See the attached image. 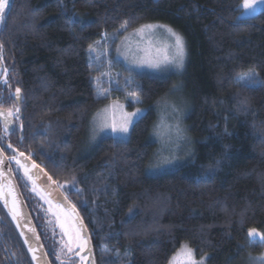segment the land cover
Instances as JSON below:
<instances>
[{"label": "trees", "instance_id": "trees-1", "mask_svg": "<svg viewBox=\"0 0 264 264\" xmlns=\"http://www.w3.org/2000/svg\"><path fill=\"white\" fill-rule=\"evenodd\" d=\"M243 2L12 0L0 24V108L19 112L12 129L0 119V144L11 157L16 150L30 155L65 185L89 229L96 264H169L184 243L209 255L208 264H238L260 250L249 244L248 230H264V7L244 17ZM146 22L169 24L187 42L186 123L196 144L192 160L158 174L147 171L155 103L173 75L133 71L115 58L127 83L112 97L133 90L148 110L126 142L107 136L83 150L92 114L111 98L98 95L89 46L101 38L114 46ZM248 71L259 86L236 83ZM16 175L52 263L66 264L48 205ZM73 176L82 191L69 190ZM0 229L4 242L19 244L24 264H33L1 203Z\"/></svg>", "mask_w": 264, "mask_h": 264}, {"label": "rangeland", "instance_id": "rangeland-1", "mask_svg": "<svg viewBox=\"0 0 264 264\" xmlns=\"http://www.w3.org/2000/svg\"><path fill=\"white\" fill-rule=\"evenodd\" d=\"M248 3L253 5L252 8L246 9L244 5ZM264 7V0H244L243 2V14L245 12H249L251 16L257 13ZM246 17V16H244ZM145 24H154V25H165L170 27L175 32L180 34L183 38L184 36L172 27L169 24L163 22H146ZM140 25V26H141ZM140 26L126 32L121 36L119 41L113 46L111 40L106 38H101L96 40L93 43L94 50L89 52V61L95 62L99 66V73L95 76L96 88L97 92L101 93V96H111V98L99 106L90 118L88 132L83 141V150L85 152L91 150L95 145L104 137L112 136L111 130L108 129L104 133L99 134L95 139H93V126L94 123H98L103 119L107 118L108 122L111 123L113 119L117 123L120 122L121 119V110L119 108L114 109L112 107L113 103L116 102L120 105H123L124 112H133L137 108L145 109L146 112L148 110L147 106L142 104V100L140 99V103H136L133 98L128 96V93L134 92L133 90H127L124 97L114 98L112 97L118 88H123L125 86L126 81L123 82L118 77L119 71L114 67L115 58L121 60L127 67H129L133 71L139 72H148L157 75H173L174 82L170 88V90L162 96L156 103L155 109L157 112V119L153 125L151 131V139L156 143V147L154 153L149 161L148 167L150 164H155L158 160L157 153L161 149H163V155H174L176 157L177 163L172 166L164 169H160L155 172H151V174H158L161 172H165L171 169L176 168L194 158L195 155V139L191 136L188 126L186 123L187 114L191 108V98L190 93L185 85V69L188 57V47L187 42L185 41L186 48V56L184 60L183 68L177 69L174 66H161V68H152L147 64H139L138 61L144 59H160L162 58L163 53L157 52L156 49H163L165 44H171L173 42L172 38L167 34V32L162 28H156L152 30H145V35L141 37V35L136 34V29L140 28ZM149 32L151 37V42H149ZM99 42V43H97ZM119 49V54L117 52ZM106 91V95L103 94ZM117 97V96H116ZM175 106L176 111H173L172 106ZM145 112V113H146ZM164 117L167 123L175 124L179 123L180 127L184 129L183 139L176 141L173 138V142L170 144H162L158 137L154 136L153 133L156 130V125L160 123L161 117ZM133 126L130 128L129 138L131 135ZM128 138V139H129ZM127 139V140H128ZM36 195H38L41 200L48 205V215L50 219L54 222L56 226H58L61 235L63 236L64 244L69 242V234L73 236V240L71 241V247L73 248L72 252H69L66 247L63 248L61 244H58V251H65L67 255H74L79 250H82L78 247V243L84 242L83 238L80 235V241L75 239V232L78 230L69 216V214L59 205L52 203L43 194L38 191H35ZM46 225L49 229H51V225L47 222ZM63 225V227H62ZM53 228V227H52ZM259 233H264V230H257ZM257 242L254 245L260 247L259 251H249L246 255L238 261V264H254L253 257H258L264 255V243L259 241V237L256 238ZM190 248L193 250L195 259L200 261L203 259V264H208L209 255L198 256L196 251L189 246L188 243H184L181 248L173 255L176 257L177 264H185V259L183 254L181 253V249L184 247ZM85 247V243H84ZM83 247V249H84ZM63 252L61 253V255ZM172 257V258H173Z\"/></svg>", "mask_w": 264, "mask_h": 264}, {"label": "snow or ice", "instance_id": "snow-or-ice-1", "mask_svg": "<svg viewBox=\"0 0 264 264\" xmlns=\"http://www.w3.org/2000/svg\"><path fill=\"white\" fill-rule=\"evenodd\" d=\"M12 0H0V24H3L6 15H7V9L10 8ZM246 9H250L253 7V5L246 3L244 5ZM244 16L250 15L249 12H245L243 14ZM240 18H238L239 20ZM74 18L69 21V23H73ZM127 22H125V25H122V28L126 26ZM156 28H162L164 29L167 34L172 38L173 42L171 44H165L163 49L157 48L156 51L162 52V58L160 59H144L138 61L139 64H147L149 67L152 68H161V66H174L177 69L183 68L184 65V60L186 56V48H185V41L184 38L175 32L173 29L170 27H167L165 25H154V24H145L141 25L140 28L136 29V34L141 35L143 37L145 35V30H152ZM149 42H151V37H150V32H149ZM99 43V42H97ZM0 48H2V45H0ZM94 50V46L90 45L89 46V52L91 53ZM117 52L119 54V49H117ZM6 80V76H5ZM127 83V81H126ZM236 83L238 85H242L245 87H251V86H259L261 82L257 79V74L255 71H248L246 73H243L239 75L236 78ZM21 90L19 88L16 89V95H20ZM101 93H98V95ZM106 95L105 93H103ZM128 96L133 98L136 103H140L139 99V93L138 92H130L128 93ZM112 107L114 109L119 108L121 110V119L120 122L117 123L115 119L112 120L111 123L108 122L107 118L103 119L102 121L98 123H94L93 126V139H95L99 134L104 133L106 130L110 129L111 133L113 134V139L116 140L117 142H126L127 139L129 138V133H130V128L131 126L134 125L135 122H137L139 119L143 118L145 115L146 110L137 108L133 112H124L123 111V105H120L116 102L113 103ZM173 111H176L175 106H172ZM19 112V108H16L15 110L13 109H8L7 112H0V116H11L14 115L15 113ZM183 133L184 129H182L179 125V123L175 124H169L166 122L164 117H161V121L159 124L156 125V130L153 133L154 136L158 137L159 140L161 141L162 144H170L173 142V138H175L176 141L183 139ZM23 156V153L20 154ZM157 156L159 157L158 160L156 161L155 164H150L147 171L149 173L158 171L160 169L168 168L172 166L173 164L177 163L176 157L174 155H168L165 156L163 155V149L158 151ZM12 159H15L13 157ZM16 164L20 165L21 167L24 168L25 174L28 175L29 169L27 165H21L20 160L16 159ZM33 168L37 167L35 164L32 165ZM29 179H31V176H29ZM49 179H51L49 177ZM75 181L76 177H72V181L68 184L69 190L73 191H82L79 189L75 188ZM60 188H64V184L58 185ZM35 191V188L33 189ZM64 199L66 200L67 197L65 196ZM72 209H75V205L71 206ZM132 213L130 212V215ZM63 227V225H62ZM31 231V229H29ZM23 235V233H22ZM259 237V241L261 243H264V233H259L256 229H249L248 230V241L249 244H255L257 242L256 238ZM75 239L77 241H80V230H76L75 232ZM73 240V236L69 234V242L64 245V247L67 248L69 252L73 251V248L70 246L71 241ZM25 243H27V240H25ZM84 243L86 242H81L78 243V247L83 249ZM181 253L184 256L185 259V264H203V259L200 261H197L195 259L193 250L190 248H187L186 246L181 249ZM81 259H85V257H81ZM254 261V264H264V255L258 256V257H253L252 258ZM169 264H177L176 257H173L170 259Z\"/></svg>", "mask_w": 264, "mask_h": 264}, {"label": "water", "instance_id": "water-1", "mask_svg": "<svg viewBox=\"0 0 264 264\" xmlns=\"http://www.w3.org/2000/svg\"><path fill=\"white\" fill-rule=\"evenodd\" d=\"M2 73L3 66L0 65V74ZM17 99L19 105H21V93L17 96ZM0 112L5 111L2 110ZM0 117L5 119L6 115ZM21 153H23V156L20 155ZM12 158L4 151L0 144V203L16 228L33 264L53 263L19 185L16 170L20 171L22 178H25L36 191L43 194L52 203L61 206L72 218L76 228L80 230V235L84 242H86L85 247L76 252V254L69 255L65 260L66 264H71L74 260V264H96L89 229L77 207L75 206V209H72L71 206L74 204L63 189L58 187V182L54 180L43 165L30 155L16 150V157L15 159ZM16 159L20 160L21 165H27L29 169L28 175L25 174L23 167L16 164ZM33 164L37 167L33 168ZM29 176H31V179H29ZM65 196L67 197L66 200L64 199ZM25 240H27V243H25ZM81 257H85V259L82 260Z\"/></svg>", "mask_w": 264, "mask_h": 264}, {"label": "flooded vegetation", "instance_id": "flooded-vegetation-1", "mask_svg": "<svg viewBox=\"0 0 264 264\" xmlns=\"http://www.w3.org/2000/svg\"><path fill=\"white\" fill-rule=\"evenodd\" d=\"M0 104H4L1 99H0ZM2 110L7 112V110H5L4 108H0V111ZM0 119L7 127L11 129L15 125V115H11V116L6 115L5 119H2L1 117ZM7 154L10 156L9 152ZM5 229H0V233H2L1 231H4ZM3 235H5V233L0 234V264H14V263L24 264V253L21 250L19 244L4 242L3 240L5 238L7 239L8 237L5 235L6 237L4 238Z\"/></svg>", "mask_w": 264, "mask_h": 264}]
</instances>
